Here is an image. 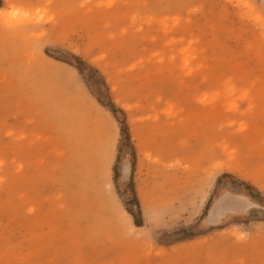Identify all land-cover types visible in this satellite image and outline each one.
I'll list each match as a JSON object with an SVG mask.
<instances>
[{"label": "rangeland", "instance_id": "374dc122", "mask_svg": "<svg viewBox=\"0 0 264 264\" xmlns=\"http://www.w3.org/2000/svg\"><path fill=\"white\" fill-rule=\"evenodd\" d=\"M0 264H264V0H0Z\"/></svg>", "mask_w": 264, "mask_h": 264}, {"label": "trees", "instance_id": "16d2710c", "mask_svg": "<svg viewBox=\"0 0 264 264\" xmlns=\"http://www.w3.org/2000/svg\"><path fill=\"white\" fill-rule=\"evenodd\" d=\"M225 176H227V175H225ZM225 176H223V177H225ZM251 188H252V186L247 185L246 183H241V184H240V191H241L242 193H244L245 195H247L248 197L253 198V197H254V193L248 191V189L251 190Z\"/></svg>", "mask_w": 264, "mask_h": 264}, {"label": "bare ground", "instance_id": "6f19581e", "mask_svg": "<svg viewBox=\"0 0 264 264\" xmlns=\"http://www.w3.org/2000/svg\"><path fill=\"white\" fill-rule=\"evenodd\" d=\"M25 19V18H24ZM10 20V19H9ZM13 21V20H12ZM125 172H128V169H127V167L125 168Z\"/></svg>", "mask_w": 264, "mask_h": 264}]
</instances>
